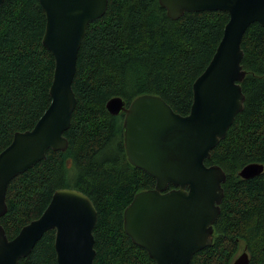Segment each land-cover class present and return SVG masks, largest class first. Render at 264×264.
<instances>
[{"label":"trees","instance_id":"16d2710c","mask_svg":"<svg viewBox=\"0 0 264 264\" xmlns=\"http://www.w3.org/2000/svg\"><path fill=\"white\" fill-rule=\"evenodd\" d=\"M228 18L223 11H200L173 20L158 0H108L78 51L72 82L77 103L64 132L68 146L48 149L9 182L7 211L0 217L7 237L39 217L56 189L74 188L97 211L93 264H154L125 233L123 211L155 179L128 161L123 112L111 115L105 103L120 96L127 105L154 94L188 114L192 83L212 58ZM45 21L38 0H4L0 6V151L16 131L31 129L50 103L54 59L41 41ZM241 48L244 107L205 160L226 173L220 213L210 246L188 264H231L241 247L250 264H264V170L250 179L238 175L248 163L264 164V28L250 24ZM53 243L51 229L18 264H57Z\"/></svg>","mask_w":264,"mask_h":264},{"label":"water","instance_id":"95a60500","mask_svg":"<svg viewBox=\"0 0 264 264\" xmlns=\"http://www.w3.org/2000/svg\"><path fill=\"white\" fill-rule=\"evenodd\" d=\"M4 0H0V6ZM45 12L42 44L52 54L50 103L31 129L16 131L0 151V217L7 211L9 182L48 149L64 151L77 103L72 82L78 51L88 24L107 10L108 0H38ZM176 20L186 12L223 11L229 16L222 37L205 69L192 83L189 113L181 115L160 96L142 94L129 104L120 96L105 103L107 112H123V145L128 161L155 179L153 188L137 192L123 211V229L154 264H188L210 246L220 213L226 173L205 163L243 110L241 40L256 22L264 28V0H158ZM264 164L252 162L238 172L258 176ZM97 211L92 200L74 188L56 189L36 219L11 239L0 224V264H18L48 230H54L57 264H93V228ZM231 264H250L247 251Z\"/></svg>","mask_w":264,"mask_h":264},{"label":"rangeland","instance_id":"374dc122","mask_svg":"<svg viewBox=\"0 0 264 264\" xmlns=\"http://www.w3.org/2000/svg\"><path fill=\"white\" fill-rule=\"evenodd\" d=\"M243 251H247L245 247H241V249L239 250V252L237 253V255H239V254H240L241 252H243ZM237 255H236V256H237Z\"/></svg>","mask_w":264,"mask_h":264}]
</instances>
